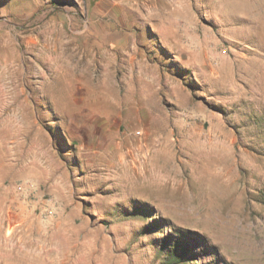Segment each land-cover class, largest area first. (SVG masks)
Instances as JSON below:
<instances>
[{
    "label": "rangeland",
    "instance_id": "374dc122",
    "mask_svg": "<svg viewBox=\"0 0 264 264\" xmlns=\"http://www.w3.org/2000/svg\"><path fill=\"white\" fill-rule=\"evenodd\" d=\"M0 264H264V0H0Z\"/></svg>",
    "mask_w": 264,
    "mask_h": 264
},
{
    "label": "bare ground",
    "instance_id": "6f19581e",
    "mask_svg": "<svg viewBox=\"0 0 264 264\" xmlns=\"http://www.w3.org/2000/svg\"><path fill=\"white\" fill-rule=\"evenodd\" d=\"M160 153V152H159ZM154 158V157H153ZM134 165V164H133ZM127 174V173H126ZM155 174V173H154ZM146 182V181H145ZM135 186V185H134ZM130 187H132V186H130ZM142 187V186H141ZM134 188H136V187H134ZM132 192V191H131Z\"/></svg>",
    "mask_w": 264,
    "mask_h": 264
}]
</instances>
